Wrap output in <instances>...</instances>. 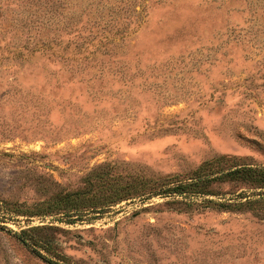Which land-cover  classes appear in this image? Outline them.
<instances>
[{"label":"rangeland","instance_id":"obj_1","mask_svg":"<svg viewBox=\"0 0 264 264\" xmlns=\"http://www.w3.org/2000/svg\"><path fill=\"white\" fill-rule=\"evenodd\" d=\"M0 8L5 46L109 37L84 62L0 57V264H264V211L215 204L259 189L154 188L218 156L264 166V0Z\"/></svg>","mask_w":264,"mask_h":264},{"label":"trees","instance_id":"obj_2","mask_svg":"<svg viewBox=\"0 0 264 264\" xmlns=\"http://www.w3.org/2000/svg\"><path fill=\"white\" fill-rule=\"evenodd\" d=\"M1 3V0H0ZM1 12V8H0ZM127 34L126 29H118L114 35L122 37ZM3 40V39H2ZM109 41L105 34L96 35L88 41L77 42L71 47L70 43L62 45V41L54 43H43L42 45H23L21 47H9L0 42V57L3 59H25L37 54H47L58 58H79L81 61H87L96 56ZM231 182L234 184H243L249 188L259 189L251 194L241 192L238 199L234 201H219L215 204L221 209H252L255 211H264V166L253 165L251 163H240L228 159L227 156H218L210 161L200 165L191 176L181 180L165 181L154 188H160L161 193L176 194H213L214 184ZM138 186V185H137ZM125 190H135L132 186L120 188L116 193L109 197L105 202L111 203L129 196L130 192ZM133 192V191H132ZM122 194V195H121ZM124 194V195H123ZM244 199V200H243ZM215 202V201H214ZM56 264H61L55 262Z\"/></svg>","mask_w":264,"mask_h":264}]
</instances>
